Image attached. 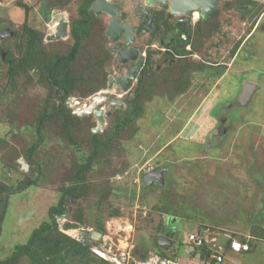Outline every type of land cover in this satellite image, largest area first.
Returning a JSON list of instances; mask_svg holds the SVG:
<instances>
[{
  "label": "rangeland",
  "instance_id": "1",
  "mask_svg": "<svg viewBox=\"0 0 264 264\" xmlns=\"http://www.w3.org/2000/svg\"><path fill=\"white\" fill-rule=\"evenodd\" d=\"M78 1L0 0V34L3 28L9 30L0 35V138L6 139L0 143V198L5 199L0 259L9 256L15 244L26 242L31 231L48 219L49 208L57 205L62 188L71 184L69 178L78 162L90 153L89 133L97 126L93 113L76 114L79 119L70 128L62 119L54 118L37 131L31 125L47 112V99L56 102L47 73L32 67L20 69L11 79L8 76L9 67H14L23 54L26 26L35 28L41 36L38 46L44 56L69 50L70 37L44 40L51 33L53 20H43L42 16L44 10L50 15L60 11L70 22L78 18ZM129 5L127 2L124 7ZM106 21L98 20L83 41L86 53L98 52L99 46L108 50L109 40L103 33ZM113 60L110 55L106 61L107 77L118 71L112 66ZM144 76L152 82L141 88L143 112L120 134L115 125L117 110L108 101L99 104L104 112L111 113L93 133L108 137L109 146L86 171L84 193L68 196V213L57 216L59 226L76 221V217L84 221L79 229L92 230L101 225L99 242L104 250L90 248L93 254L110 264H148L149 255L139 260L137 254H131L132 244L145 255V249L153 252L157 247L155 235L173 207L172 216L177 220L163 230L172 232L177 247L165 253L171 261L205 264L199 253L192 256L189 247L180 244L190 229L201 223L235 238L249 237L253 249L260 246L261 250L245 254L241 264H264L261 242L251 239L253 234H264V0L221 1L216 14L198 24L191 57L176 67ZM244 83H253L257 89L246 105L236 106ZM98 92L113 97L124 94L118 87ZM96 94L67 98L65 104L71 112L76 107L85 108ZM219 108L225 109L222 116L227 117L221 124ZM222 126L227 129L223 137L218 135ZM11 127L14 131L9 133ZM35 134L40 135V146L28 169L23 170L18 159L27 162L23 151L37 139ZM12 149L18 154L14 160L9 157ZM3 157L9 160L11 169L3 164ZM33 165L41 166V170L31 172ZM150 166L168 168L164 187L142 185L140 176ZM30 177L35 183L19 189V184ZM160 206L167 210L160 211ZM115 210L119 215L109 216ZM127 223L134 224L132 232L120 229V224ZM77 229H69L66 234L78 239ZM17 264L30 263L21 258Z\"/></svg>",
  "mask_w": 264,
  "mask_h": 264
},
{
  "label": "trees",
  "instance_id": "2",
  "mask_svg": "<svg viewBox=\"0 0 264 264\" xmlns=\"http://www.w3.org/2000/svg\"><path fill=\"white\" fill-rule=\"evenodd\" d=\"M89 6V0L86 1L78 11L81 18L74 19L70 27V34L72 43L69 50L64 54H49L44 56L43 51L39 48L41 43V36L38 37V32L35 28L25 27V45L23 54L18 60H16L14 67H9L8 76L11 79L20 69L27 70L33 68H39L42 72L47 73L48 83L50 89L56 93V102H52L51 98L47 99L48 108L47 112L41 113L35 121L32 123L37 131L41 129V126L50 120L56 118L58 121L61 119L65 122V127L70 128L73 126L75 121H78V116L71 112L65 104L67 98L75 99L78 97L90 96L102 88L106 87L107 73L105 71L106 61L110 58L109 52L103 46H99L98 52L86 53L82 50L83 41L87 39L94 22L90 19L87 7ZM8 62V61H7ZM12 84V82H11ZM14 85V84H13ZM12 85V86H13ZM5 91V89H4ZM143 90L138 88L134 96L131 98L129 103L128 112L122 115L121 111L115 112V122L117 133L120 134L124 126L128 125L129 122L137 119L143 112L140 96ZM2 98L4 97L1 94ZM78 103V102H77ZM11 127L9 130L13 132ZM89 144L90 153L83 162H78L77 168L72 172L70 179V185L62 188L61 197L55 206H51L48 210V219L42 221L35 229H33L27 238L26 242L15 244L9 256L0 259V264H17V261L21 258H26L30 264H110L101 256H96L90 249L81 248L80 242L75 237L66 234L69 229L79 228L78 225L84 221L82 218L76 217V221L65 222L62 228L59 226L57 216L67 215L66 200L69 194L82 195L84 193L82 185L85 173L90 168L91 163L94 159L102 155L103 151L109 146L108 137L97 135L95 133H89ZM37 139L28 146L24 151L23 155L29 161L32 159V155L40 146V135L35 134ZM112 138V137H111ZM6 142L5 138H0V143ZM74 144V142H71ZM9 157L12 160L18 157L14 149L9 151ZM5 157V156H4ZM2 158V162L5 166L10 168L9 160ZM37 163V162H36ZM40 163L38 162L37 165ZM41 170V166H31V172H38ZM34 180L30 177L25 181L21 182L18 186L19 189H24L31 184H34ZM7 190L6 187L2 189ZM5 199L0 198V222L2 218V207ZM160 211L167 210L164 206H160ZM261 212L264 213V209L261 208ZM170 216L175 213V209L168 211ZM178 212L177 214H179ZM109 216H118L117 210L110 211ZM176 214V215H177ZM185 213H180V215ZM264 217V214H262ZM209 227L210 230L220 233L217 242L223 244L225 248V257L220 264H226V253L231 252L229 249V240L226 237V232L220 228H215L206 224H197L193 226L192 230H204ZM99 231H102V226H97ZM230 235V234H227ZM255 238L264 239V234H253ZM231 236V235H230ZM233 237V236H231ZM240 240H245L241 238ZM249 243V242H248ZM250 249L253 248V244L250 242ZM206 247L205 244L202 247L196 248L188 254L199 256L203 259L205 264H214L212 260H206ZM250 249L246 253L250 252ZM255 253L256 248L252 249ZM233 253V252H232ZM242 253V252H241Z\"/></svg>",
  "mask_w": 264,
  "mask_h": 264
},
{
  "label": "flooded vegetation",
  "instance_id": "3",
  "mask_svg": "<svg viewBox=\"0 0 264 264\" xmlns=\"http://www.w3.org/2000/svg\"><path fill=\"white\" fill-rule=\"evenodd\" d=\"M88 0H79L76 6V14H78L79 8ZM94 0H89V6L87 7V11L89 12L88 14L90 15V19L94 22V26L100 20L101 18L103 20H108V17L105 14H99L96 15L92 9H90V5ZM105 1H110V2H116L118 0H105ZM122 1V7L120 8L119 12V19L122 22L129 23L132 28V33H133V40L131 41L130 44L125 45L124 39H119L116 42H111L109 39L108 42V47L107 51L109 52L110 55L113 56L114 60L112 62V66L115 70H118L115 74V76L120 75L125 73L128 70V62L124 64H119L118 63V55L116 54L119 49H127L129 47L134 48L137 52L138 55L142 56V65L137 72L136 78L132 81L131 88H133V92L131 93L130 98L128 101L124 104V111L122 108L120 110L115 109V111H121L122 113L126 114L129 110V103L131 98L134 96L138 88H144L145 84L149 85L152 80L150 81L149 77H146L144 75H149L150 73H155L158 71H161L165 68L169 69L171 66H177L183 59L187 58L188 56L191 57L193 55V40H194V34L195 30L198 27L199 23H202L204 21H208L211 19L213 15L216 14V7L218 4L223 1V0H217L215 7L213 10L209 13V16L207 18H202L200 15V9H194L190 14H174L169 11V0H155L161 1L162 5L157 6V5H152L149 7L147 4V0H121ZM178 1V0H176ZM127 2L130 4L128 8L124 7ZM137 7H143V9L146 10L145 14H141ZM53 15L48 13V10H44L43 14V20L44 19H52L53 20V25L51 29V33H54L55 27L58 24V14L61 15L60 11H53ZM66 17V16H65ZM101 17V18H100ZM81 18L78 14V18ZM67 21V37L71 38L70 34V27L71 24L73 23L71 20L69 22V19L66 17L65 18ZM107 23V21H106ZM48 26V24L46 23ZM106 28V26H105ZM105 30V29H104ZM9 32L7 28L1 29V32ZM104 33V32H103ZM69 35V36H68ZM47 41L46 39H44ZM54 40V39H53ZM52 40V41H53ZM137 60V58H136ZM109 68V67H108ZM111 69V68H110ZM150 81V82H149ZM107 84V83H106ZM107 88V87H106ZM257 89V87H256ZM255 89V90H256ZM123 93V92H122ZM240 93V90L239 92ZM99 94H102L106 96V100L103 102L108 101L112 97L111 94L108 93V95L103 94V92H100ZM237 94V103L236 106H244L245 104H242L239 102ZM125 93L121 95V97H124ZM252 96V95H251ZM120 97V96H116ZM251 99V97H250ZM113 106V105H112ZM101 107V106H100ZM114 108V107H113ZM225 108V107H224ZM114 111V112H115ZM225 109L219 108V113L220 116L218 118V123L221 124L224 120H227V117L225 115L222 116V113H224ZM113 112V113H114ZM123 114V115H124ZM218 114V113H216ZM215 114V116H216ZM217 121V118H216ZM227 129L226 127L222 126L218 128V135L224 136L226 133ZM162 169L163 173L161 175V178L158 176H151V180L144 182L142 180V177L146 173H152L154 170ZM142 176H140V180L142 182V185L146 188H155V187H164L168 178V168L165 166L163 167H148L147 169L144 170ZM139 181V179H138ZM71 197H76L74 194H69ZM68 195V196H69ZM69 196V197H70ZM74 202V201H73ZM135 210V209H134ZM141 210V209H140ZM136 211V210H135ZM144 213L147 212L146 208L142 209ZM166 220V223L162 225L161 228L158 229L156 235H155V243L156 246L153 248V252L150 249H145L146 255L144 252L137 250L135 246L131 247V254L138 255L139 260H146L147 256L149 255L151 257L153 255L163 257V258H169V255L165 254L168 251H172L177 249L175 245V241L172 238V232L166 233L163 230H165L167 227L166 225L170 222H174L177 220L174 216H168ZM130 224V223H129ZM131 229L125 230L126 224L122 226L121 230L124 232H132L134 230V224H130ZM99 226V225H98ZM90 228H87V230ZM93 230L99 231L97 229V226L95 229H92L90 231H83L84 235L78 234V239L80 240V246L81 248H93L94 246L100 247L102 250H104V246L102 243L99 241L102 239L103 236V228L102 231H99L101 233V237L98 240H90V234ZM163 235L164 238L158 241V236ZM180 244L186 245L189 247L188 243H186V240L181 242ZM137 245V244H136ZM146 247V246H145ZM152 247V246H150ZM158 251H157V250ZM130 250V251H131ZM148 257V258H150ZM130 259V257H129ZM148 260V259H147ZM130 262V261H129ZM133 262V261H132ZM131 263V262H130Z\"/></svg>",
  "mask_w": 264,
  "mask_h": 264
},
{
  "label": "water",
  "instance_id": "4",
  "mask_svg": "<svg viewBox=\"0 0 264 264\" xmlns=\"http://www.w3.org/2000/svg\"><path fill=\"white\" fill-rule=\"evenodd\" d=\"M217 0H169V11L174 14H190L194 9H200V15L202 18H207L209 13L213 10L216 5ZM147 4L149 6L157 5L161 6V1L155 0H147ZM122 7V1L118 0L116 2H110L105 0H94L90 9L94 11L96 15L105 14L108 17L106 28L104 30V35L111 41L116 42L119 39H124L125 45L130 44L133 40L132 28L129 23L122 22L118 15L120 12V8ZM138 11L143 15L146 13V10L143 7H137ZM58 16V24L55 27V31L52 34L46 36L47 41H51L53 39L65 38L68 33V25L67 21L62 20L61 15ZM8 33V32H7ZM6 32H1L0 35H5ZM9 34H12L10 32ZM118 55V63L124 64L128 62V70L120 75L113 76L109 75L107 77L106 87L108 89H112L114 87H118L123 93H125L124 97H111L109 99V104L113 105L115 109H120L122 106L128 101L133 92V88H131L132 81L136 78L137 72L139 71L142 65V56L138 55V52L134 48L127 49H119L116 53ZM4 55V54H3ZM2 55V59L4 56ZM137 58V60H136ZM107 71L110 68H106ZM256 89V85L253 83H244L241 87V91L238 95L239 102L245 104L253 94ZM100 93V92H99ZM96 94L92 97V100L87 104L85 108L76 107L72 112L77 115H81L83 113H93L95 120L97 121V126L92 129V132H95L100 128V126L104 122V116L110 115V110L108 112H104L103 108L100 107V103L106 100V96L102 94ZM72 105L71 102L69 103ZM108 104V108H109ZM18 162L21 166V169L27 170L29 165L23 159H18ZM163 173L162 169L154 170L151 174L146 173L143 175L142 180L147 182L151 180V176H158L161 178ZM131 227V225H129ZM80 235H84V232L80 230ZM101 237V233L99 231L93 230L90 234V240H98ZM164 236H158V241L163 239ZM79 240V239H78ZM80 241V240H79ZM96 247V246H94ZM93 249V248H92ZM130 264H133L131 262Z\"/></svg>",
  "mask_w": 264,
  "mask_h": 264
},
{
  "label": "built area",
  "instance_id": "5",
  "mask_svg": "<svg viewBox=\"0 0 264 264\" xmlns=\"http://www.w3.org/2000/svg\"><path fill=\"white\" fill-rule=\"evenodd\" d=\"M78 233L80 230L82 231H90L91 229L78 228ZM220 233L216 231L210 230L209 227H206L204 230H192L189 231L186 237V243L189 245L188 252H192L196 248L202 247L205 244H207L206 247V254L205 257L206 260H212L214 264H220L225 257V248L223 244L217 242V239H219ZM226 237L229 240V249L233 253H241L246 252L250 249V245L248 241L250 240L249 237L246 238V240L241 241L235 237H231L230 235L226 234ZM172 261L164 258H160L159 256L153 255L149 258L148 264H168ZM173 264V262H172Z\"/></svg>",
  "mask_w": 264,
  "mask_h": 264
},
{
  "label": "crops",
  "instance_id": "6",
  "mask_svg": "<svg viewBox=\"0 0 264 264\" xmlns=\"http://www.w3.org/2000/svg\"><path fill=\"white\" fill-rule=\"evenodd\" d=\"M237 239H239V238H237ZM251 239L260 241L261 242V246H263L262 248H264V239H259V238H255V237H252ZM241 241H244V240H241ZM248 242L249 243L251 242L253 244L252 240H249ZM259 247L260 246H258V248H256V250H261V248L259 249ZM252 249L253 248L251 247L249 253H253ZM249 253H246V252H242V253L228 252V253H226V264H241V262L245 260L244 255L245 254H249ZM173 264H180V262H177V261L174 260Z\"/></svg>",
  "mask_w": 264,
  "mask_h": 264
},
{
  "label": "bare ground",
  "instance_id": "7",
  "mask_svg": "<svg viewBox=\"0 0 264 264\" xmlns=\"http://www.w3.org/2000/svg\"><path fill=\"white\" fill-rule=\"evenodd\" d=\"M61 18H62V20H65L63 14H61ZM118 96H119V95H118ZM91 100H92V99H91ZM89 102H90V100H89ZM129 225H130V224L127 223L124 229L129 231V230L131 229V227H129ZM123 226H124V225H123ZM121 228H122V227H121V224H120V229H121Z\"/></svg>",
  "mask_w": 264,
  "mask_h": 264
},
{
  "label": "clouds",
  "instance_id": "8",
  "mask_svg": "<svg viewBox=\"0 0 264 264\" xmlns=\"http://www.w3.org/2000/svg\"><path fill=\"white\" fill-rule=\"evenodd\" d=\"M97 94L99 93V92H96ZM160 258H163V257H160ZM164 259H168V260H170V258H164ZM171 261V260H170ZM173 262V261H172Z\"/></svg>",
  "mask_w": 264,
  "mask_h": 264
}]
</instances>
